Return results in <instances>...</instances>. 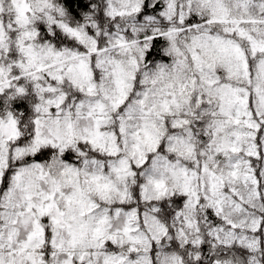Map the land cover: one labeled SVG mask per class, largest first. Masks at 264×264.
Masks as SVG:
<instances>
[{
    "label": "snow or ice",
    "instance_id": "obj_1",
    "mask_svg": "<svg viewBox=\"0 0 264 264\" xmlns=\"http://www.w3.org/2000/svg\"><path fill=\"white\" fill-rule=\"evenodd\" d=\"M0 264H264V0H0Z\"/></svg>",
    "mask_w": 264,
    "mask_h": 264
}]
</instances>
